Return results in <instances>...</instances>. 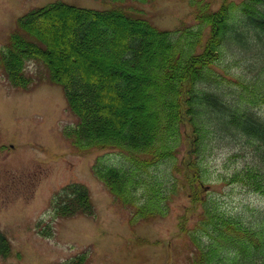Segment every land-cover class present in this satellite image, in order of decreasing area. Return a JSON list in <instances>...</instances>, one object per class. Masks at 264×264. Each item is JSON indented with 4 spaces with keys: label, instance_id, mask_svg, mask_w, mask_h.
Wrapping results in <instances>:
<instances>
[{
    "label": "trees",
    "instance_id": "16d2710c",
    "mask_svg": "<svg viewBox=\"0 0 264 264\" xmlns=\"http://www.w3.org/2000/svg\"><path fill=\"white\" fill-rule=\"evenodd\" d=\"M109 2L28 11L0 50V67L25 88V61L43 64L76 118L64 130L71 145L119 153L124 165L99 161L92 171L133 212L130 223L166 211L176 187H185L201 207L187 223L188 264H264V210L241 220L221 212L204 195L210 178L203 168L206 155L225 147V165L235 166L226 183L264 197V0H223L212 12L195 0L196 25L172 30L155 27L132 5L148 0ZM185 142L188 156L178 166ZM88 197L83 184L65 186L56 214H92ZM6 249L0 232V256Z\"/></svg>",
    "mask_w": 264,
    "mask_h": 264
},
{
    "label": "rangeland",
    "instance_id": "374dc122",
    "mask_svg": "<svg viewBox=\"0 0 264 264\" xmlns=\"http://www.w3.org/2000/svg\"><path fill=\"white\" fill-rule=\"evenodd\" d=\"M197 1L208 3V12L223 2ZM52 2L92 9L111 4L109 0H0V50L20 16ZM136 4L132 5L140 15L159 29L192 27L199 16L195 0ZM42 65L25 61L21 70L29 79L25 88L11 84L0 67V232L7 247L0 264H64L77 257L82 259L80 264H188L192 246L185 233L187 223L201 211L199 205L190 203L188 188L176 187L166 211L159 207L152 216L130 223L133 212L92 171L97 162L124 165L119 153L94 148L80 152L71 145L64 130L74 126L76 118L62 89L48 81ZM259 111L264 116V102ZM185 130L191 131L189 124ZM188 149L185 142L178 166L187 158ZM225 152V147L216 148L205 157L203 168L210 179L204 195L214 199L221 212L240 220L241 215L263 211L264 197L224 180L235 167L225 165ZM73 183L87 187L92 214H56L57 194Z\"/></svg>",
    "mask_w": 264,
    "mask_h": 264
}]
</instances>
